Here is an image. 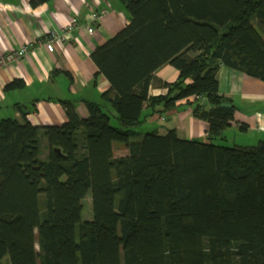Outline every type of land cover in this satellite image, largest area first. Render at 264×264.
Returning <instances> with one entry per match:
<instances>
[{
    "label": "trees",
    "instance_id": "obj_1",
    "mask_svg": "<svg viewBox=\"0 0 264 264\" xmlns=\"http://www.w3.org/2000/svg\"><path fill=\"white\" fill-rule=\"evenodd\" d=\"M119 1L130 23L91 56L111 85L109 109L86 103L83 119L61 101L68 122L42 128L19 105L23 122L0 121V264H264V140L215 142L236 112L220 95L221 67L264 82V0ZM168 65L180 72L173 84L156 78ZM153 85L167 95L151 97ZM190 98L209 142L174 130L131 142L146 107Z\"/></svg>",
    "mask_w": 264,
    "mask_h": 264
},
{
    "label": "crops",
    "instance_id": "obj_2",
    "mask_svg": "<svg viewBox=\"0 0 264 264\" xmlns=\"http://www.w3.org/2000/svg\"><path fill=\"white\" fill-rule=\"evenodd\" d=\"M101 10L107 15L93 21L92 14ZM129 23L130 16L119 0H52L37 8L32 7L31 0H0V61L24 46L31 48L20 61L0 67V121L12 118L23 122L19 105L27 108L30 123L42 128L68 122L61 101L73 102L83 119L89 118L86 103L108 108L102 96L111 85L98 74L91 56ZM69 29L72 40L54 43L50 51L47 42L51 34L62 35ZM179 76L180 72L169 65L156 73L158 80L168 84L177 82ZM14 81H22L25 88L6 91ZM218 83L220 95L231 101L236 112L231 127L215 142L253 146L264 140V82L223 66ZM167 93V89L153 85L149 95ZM193 101H180L168 111L159 106L154 114L146 107L144 124L152 123L151 133L160 136L174 130L181 139L209 142V125L193 117ZM114 153L122 157L128 150L114 145ZM47 154V141L43 139L42 159Z\"/></svg>",
    "mask_w": 264,
    "mask_h": 264
},
{
    "label": "built area",
    "instance_id": "obj_3",
    "mask_svg": "<svg viewBox=\"0 0 264 264\" xmlns=\"http://www.w3.org/2000/svg\"><path fill=\"white\" fill-rule=\"evenodd\" d=\"M106 15H107L106 10H101L100 12H94L92 14V20L93 21H99V20L103 19ZM74 23H75V21H74ZM70 30L71 29L67 30L65 32V34H62V35L51 34L49 42H47L49 50L50 51L54 50V43H63L66 41L70 42L72 40ZM88 31L90 33H93L94 30L89 27ZM30 49L31 48L29 46H24V47L20 48V50L7 55L3 60L0 61V67L6 63H10L12 61H20L21 58H23L24 56H26L30 52ZM196 99L199 101H202V102L205 101V98L203 96H198V97H196ZM194 100H195V98H194Z\"/></svg>",
    "mask_w": 264,
    "mask_h": 264
},
{
    "label": "rangeland",
    "instance_id": "obj_4",
    "mask_svg": "<svg viewBox=\"0 0 264 264\" xmlns=\"http://www.w3.org/2000/svg\"><path fill=\"white\" fill-rule=\"evenodd\" d=\"M108 108H106V110L109 109V106H107ZM114 125H116V121L114 120L112 122ZM152 124V123H148V124H144L143 126H141V128L138 130V135L134 138H131V142H135V141H141L143 140V138L148 134V133H151L152 130H150V127L149 125ZM229 135L231 136L232 134L229 133ZM237 142L241 141L239 138H237ZM217 144L219 145H222L224 147H234V145L230 142V143H225V142H217ZM238 145H241V144H238ZM115 146H117L118 148H121V146H125L124 144H115ZM84 212H83V215H82V220L84 222L86 221H91L93 220V209H92V198H91V195H88L87 198L84 200ZM4 264H9V260L8 259H5L4 260Z\"/></svg>",
    "mask_w": 264,
    "mask_h": 264
},
{
    "label": "water",
    "instance_id": "obj_5",
    "mask_svg": "<svg viewBox=\"0 0 264 264\" xmlns=\"http://www.w3.org/2000/svg\"><path fill=\"white\" fill-rule=\"evenodd\" d=\"M204 105H205V106H207V105H208V102H207V100H206V101H204ZM223 106H224V107H227V108H231V107H232V105H231V104H224ZM58 152H60V150H58Z\"/></svg>",
    "mask_w": 264,
    "mask_h": 264
}]
</instances>
